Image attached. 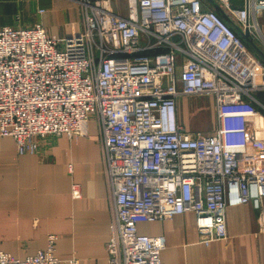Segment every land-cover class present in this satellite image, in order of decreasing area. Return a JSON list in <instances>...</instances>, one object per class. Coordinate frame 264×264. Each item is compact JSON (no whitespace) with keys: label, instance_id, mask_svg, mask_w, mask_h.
Returning <instances> with one entry per match:
<instances>
[{"label":"built area","instance_id":"1","mask_svg":"<svg viewBox=\"0 0 264 264\" xmlns=\"http://www.w3.org/2000/svg\"><path fill=\"white\" fill-rule=\"evenodd\" d=\"M111 1L80 0L85 28L69 37L41 24L0 29V137L15 141L18 156L36 155L46 137L84 136L95 121L115 199L108 264H163L165 239L140 235L139 223L193 213L209 245L228 240V207L261 209L264 129L254 94L264 89V68L202 0H127L126 18ZM214 1L263 40L264 0L240 10ZM198 96L214 99L210 135L179 122V99ZM72 195L81 196L79 185ZM55 245L51 235L23 260L0 252V264H60Z\"/></svg>","mask_w":264,"mask_h":264},{"label":"crops","instance_id":"2","mask_svg":"<svg viewBox=\"0 0 264 264\" xmlns=\"http://www.w3.org/2000/svg\"><path fill=\"white\" fill-rule=\"evenodd\" d=\"M212 1L202 0L205 10H214ZM245 1L230 0V7L243 9ZM110 7L117 15L128 16L127 0H112ZM258 22L263 40L255 42L264 46V10ZM36 24L50 36L69 37L84 30V10L75 0H0V29ZM196 98L179 99V122L185 129L183 113L202 104ZM261 98L264 101V95ZM206 99L216 127L214 99ZM258 123L264 129V114ZM74 184L80 186L79 198L72 195ZM114 211L95 121L84 136L46 137L36 155L18 156L15 141L0 137L1 253L23 260L45 250L53 235L60 264H70L73 258L76 264H108L106 244ZM226 224L228 240L209 245L201 242L193 213L139 223L137 228L140 235L165 239L163 264H264V199L261 209L252 203L228 207Z\"/></svg>","mask_w":264,"mask_h":264},{"label":"rangeland","instance_id":"3","mask_svg":"<svg viewBox=\"0 0 264 264\" xmlns=\"http://www.w3.org/2000/svg\"><path fill=\"white\" fill-rule=\"evenodd\" d=\"M75 1L80 3V0ZM257 46L264 52V46L262 44L258 42ZM249 51L255 57L257 63L262 68H264V62L261 60V58L251 48H249ZM262 95H264V89L254 94L255 98L262 106V108L259 107V109L261 110L262 114H264V105L261 103H264L263 99L261 98ZM258 98L260 99V101ZM195 100L201 102L202 104L196 105L194 108L189 107L188 111H186L182 115V119L184 118L186 121V131L191 134L199 133L201 135H210L215 131V124L211 113V107L208 103V100L206 99V96H198Z\"/></svg>","mask_w":264,"mask_h":264},{"label":"water","instance_id":"4","mask_svg":"<svg viewBox=\"0 0 264 264\" xmlns=\"http://www.w3.org/2000/svg\"><path fill=\"white\" fill-rule=\"evenodd\" d=\"M212 1V0H211ZM212 5L214 10L221 15V17L229 22L232 27L235 29V31L240 35V37L247 43L248 47L251 48L264 62V52L257 46L256 42L251 38L250 33L248 30L243 32L240 27H238L235 23L232 22V20L229 19L227 15H225L222 8L216 4L214 1H212Z\"/></svg>","mask_w":264,"mask_h":264}]
</instances>
